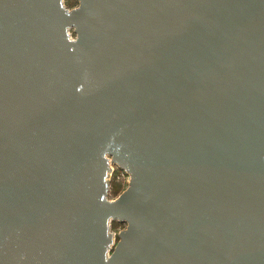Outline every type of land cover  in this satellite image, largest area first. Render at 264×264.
Wrapping results in <instances>:
<instances>
[{"label": "water", "instance_id": "obj_1", "mask_svg": "<svg viewBox=\"0 0 264 264\" xmlns=\"http://www.w3.org/2000/svg\"><path fill=\"white\" fill-rule=\"evenodd\" d=\"M64 1L0 0V264H264V0Z\"/></svg>", "mask_w": 264, "mask_h": 264}, {"label": "rangeland", "instance_id": "obj_2", "mask_svg": "<svg viewBox=\"0 0 264 264\" xmlns=\"http://www.w3.org/2000/svg\"><path fill=\"white\" fill-rule=\"evenodd\" d=\"M64 4L70 10L76 8L79 5L77 0H65ZM108 179L110 183L108 199L115 200L127 189L129 184V176L127 173L116 169L108 176ZM123 229H125V225L118 222H111L110 224V232L114 235L118 234L119 231Z\"/></svg>", "mask_w": 264, "mask_h": 264}, {"label": "built area", "instance_id": "obj_3", "mask_svg": "<svg viewBox=\"0 0 264 264\" xmlns=\"http://www.w3.org/2000/svg\"><path fill=\"white\" fill-rule=\"evenodd\" d=\"M116 169H118V168H114V171H115ZM114 171H113V172H114ZM121 171H122V170H121ZM123 172H124V171H123ZM124 173H126V172H124ZM127 175H128V174H127ZM128 176H129V175H128Z\"/></svg>", "mask_w": 264, "mask_h": 264}]
</instances>
